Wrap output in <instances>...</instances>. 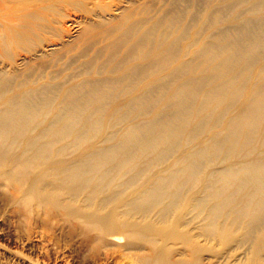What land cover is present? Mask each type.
<instances>
[{
    "label": "bare ground",
    "instance_id": "bare-ground-1",
    "mask_svg": "<svg viewBox=\"0 0 264 264\" xmlns=\"http://www.w3.org/2000/svg\"><path fill=\"white\" fill-rule=\"evenodd\" d=\"M79 255L264 264V0H0V264Z\"/></svg>",
    "mask_w": 264,
    "mask_h": 264
},
{
    "label": "rangeland",
    "instance_id": "rangeland-1",
    "mask_svg": "<svg viewBox=\"0 0 264 264\" xmlns=\"http://www.w3.org/2000/svg\"><path fill=\"white\" fill-rule=\"evenodd\" d=\"M81 50H83V46H81ZM70 57H71V54H70L67 58H65L63 61H66V60L70 59ZM35 63H36L38 66L40 65V63H38L37 61H35ZM38 66L34 67V68H33V71H35V72H39V71H41V70H40V66H39V67H38ZM37 68H38V70H37ZM48 68H49L51 71H53V70L55 69V68H54V65H52V64H50V67L48 66ZM79 256L82 257V258H79ZM79 256H78V258H77V264H98L97 262H94V261H92V262H90V261H84V262H83L85 255H79ZM81 261H82L83 263H82ZM131 262H132V261H130L129 259H126L124 256H122L121 258H118V260H116L115 264H131Z\"/></svg>",
    "mask_w": 264,
    "mask_h": 264
}]
</instances>
